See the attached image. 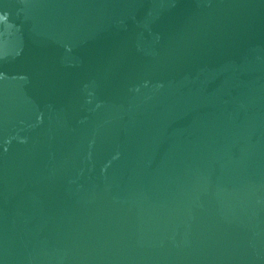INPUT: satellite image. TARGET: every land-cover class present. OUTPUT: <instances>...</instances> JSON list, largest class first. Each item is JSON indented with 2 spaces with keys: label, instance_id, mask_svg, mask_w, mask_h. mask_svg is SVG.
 <instances>
[{
  "label": "water",
  "instance_id": "95a60500",
  "mask_svg": "<svg viewBox=\"0 0 264 264\" xmlns=\"http://www.w3.org/2000/svg\"><path fill=\"white\" fill-rule=\"evenodd\" d=\"M0 264H264V0H0Z\"/></svg>",
  "mask_w": 264,
  "mask_h": 264
}]
</instances>
